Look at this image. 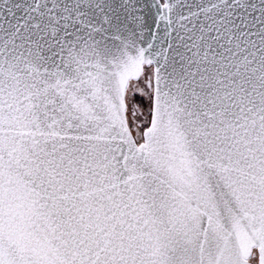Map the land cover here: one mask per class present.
<instances>
[{
	"label": "snow or ice",
	"instance_id": "1",
	"mask_svg": "<svg viewBox=\"0 0 264 264\" xmlns=\"http://www.w3.org/2000/svg\"><path fill=\"white\" fill-rule=\"evenodd\" d=\"M0 264H264V0H0Z\"/></svg>",
	"mask_w": 264,
	"mask_h": 264
}]
</instances>
